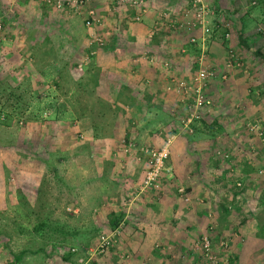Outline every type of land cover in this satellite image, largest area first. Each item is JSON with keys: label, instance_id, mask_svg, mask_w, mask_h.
Instances as JSON below:
<instances>
[{"label": "crops", "instance_id": "0c3cea01", "mask_svg": "<svg viewBox=\"0 0 264 264\" xmlns=\"http://www.w3.org/2000/svg\"><path fill=\"white\" fill-rule=\"evenodd\" d=\"M204 1L210 6L219 5L218 0ZM15 2L29 16L28 20L37 21V25L24 23L25 31L35 26L37 31H30L31 36L27 33L28 37L13 39L9 46L3 42L4 52L12 50L10 56L12 54L11 58L17 61V70L10 69V76L17 81L30 80V92L37 93V104L55 107L59 104V84L64 77L76 84L81 78L87 81L88 76L95 73V95L111 111L102 115L85 111L78 118L67 121L54 116L50 109L47 116L19 119L18 136L8 120L3 122L9 130H5V139L0 141V216L11 218L12 204L17 201L16 189L25 201L31 204L38 201L43 172L54 161L51 164L53 172L57 166L67 187L66 199L73 204L67 208H72L76 213L73 218L80 220L76 226L66 227V233L88 235L89 230L97 228L102 221L106 227L119 230L116 243L107 253L91 256V264L95 262L93 259L98 264H211L204 262L195 240L213 221L215 228L221 227L219 222L225 219L226 213L220 215L217 209L229 210L214 207L215 201H221L218 181L211 173L218 168L210 163V157L218 148H211L210 144L217 135L212 133L215 129L209 132L206 128L215 126L223 134L228 132L227 138L217 133L224 142L235 138L240 131V122L236 124L235 119L242 115L235 112L236 104H241L244 112L248 109L247 115L255 110L250 107L255 97L247 88V78L251 79L255 67L248 68L245 58L243 65L227 68L225 48L229 40L221 41L214 34L208 37L204 61L218 73L225 71V76L222 78L218 74L209 80L206 94L210 102L202 108L200 119L194 123V133L188 132L180 128L186 97L167 86L173 77L187 78L196 71L201 45L190 42L189 35L201 31L198 28L168 31L161 26L160 18L168 9L181 18V10L187 7L188 0H147L148 10L140 21L134 20L133 7H115L113 0H93L91 6L103 16L102 23L93 27H86L82 16L57 11L43 0H0V11ZM226 3L234 2L226 0ZM61 20H67L62 24L65 31L59 29ZM78 31L80 40L74 35ZM91 33L100 35L102 44L94 41ZM243 36L245 44L251 42ZM45 44L54 50L50 55L45 53L47 58L37 51ZM67 47L70 53L62 58L63 67H55V63L59 64L55 52H64ZM87 67L97 70L93 72ZM88 85L91 88L92 82ZM72 91L67 94L70 103L64 101V106L69 108L73 101ZM82 99L87 101L86 96ZM258 104L257 107H261ZM261 114L264 119L262 110ZM106 117L112 124L102 129L97 127V130L94 126L97 120ZM13 131L15 136L9 139ZM169 135H172L166 159L169 169L164 171L160 187L139 192L146 155L140 150H125L123 143L132 140L136 145L158 147ZM19 136L21 141H18ZM24 137L35 139L34 145L30 144L32 148L24 142ZM243 139L247 149L240 167L251 169L253 165L254 175L256 167L264 165V143L258 133L246 134ZM226 144V148H218L220 155L233 153L229 151L231 143ZM47 156L56 158L50 160ZM29 159L37 164L35 169L29 165L32 163ZM228 169L235 170V166ZM225 175L226 172L221 173ZM179 185L187 187L188 199L178 192ZM254 218L253 230L248 226L250 220L242 222V226H247L249 233L253 232L264 241V214L262 220L257 214ZM249 243L250 240L243 242L239 249L234 246L235 261L254 264L250 254L255 245ZM260 243L263 244L260 251L264 253V243ZM33 250L24 247L19 252ZM65 256L63 261L71 264ZM260 262L264 264L262 259Z\"/></svg>", "mask_w": 264, "mask_h": 264}, {"label": "rangeland", "instance_id": "374dc122", "mask_svg": "<svg viewBox=\"0 0 264 264\" xmlns=\"http://www.w3.org/2000/svg\"><path fill=\"white\" fill-rule=\"evenodd\" d=\"M218 2L219 5L215 7L210 6L214 11L211 15L212 18L209 17L208 27L210 28L211 36L214 34L219 40L223 41L222 33L224 29H226V23H229L231 34L225 48V61L230 53L228 49L231 48L234 55L238 58V63L233 68L243 65L242 62L245 58L248 59V68H250V66L255 67V73L253 72L254 74L251 76V79L247 78V88L251 89V93L255 97V103L251 104L250 107L255 110L247 115L246 112H249V110L247 109V111L244 112L242 105L236 104L235 112H237V114L242 113V115H237L238 118L235 119L236 124L240 122V124H238L240 131L237 132L235 138H231L228 142L223 141V138H227L225 134L228 132L223 134L221 130L217 131L218 128H215V126H209L206 128L209 129V132H212V130L215 129V132L212 133L217 135V138L212 135L214 140L212 142L213 144H210L211 148H222L223 146L226 148V143H231L229 145V151H233V153H227L226 156L220 155V153H218L219 149L217 148L216 152L214 151L212 158L210 157V163H213L214 167L218 168L216 171H211V173L213 174L214 179L218 181V195L221 199V201L217 200L214 202V207L226 208L229 211L226 212L222 209H217L220 211V215L223 212L226 213L224 220H220L218 216V221L220 220L219 227L220 225L221 227L215 228V223L213 221V223H211L213 225L210 224L211 227L209 225L208 230L200 234L195 242L204 262L219 264V261H221L222 264H233L235 258H237V256L234 257V246L239 249L238 246L242 245L243 242L250 240L249 244L253 246L255 245V250H253L251 254L249 253L251 255L250 260L254 264H261V259L262 262H264V259L262 258L264 257V253L260 251L259 247L263 246L260 242L264 243V241L260 240L256 235H253V232L249 233L246 230L247 226H242V222L250 220L248 226L253 230L255 214H257V217L261 220L263 218L264 170L261 172L259 170L263 169L264 165L256 167L255 170L253 168V175V165L251 169H246L240 167V164L243 162L245 156L243 155V152L245 148L247 149V145L243 139L244 135H254L257 134L258 131H262L260 137H264V119L261 114V110L264 112V62L261 57L254 54L252 48L247 47L246 44L239 41V35L244 34L246 37L250 38L254 47L258 46L264 49V1L257 0V4H251L250 0H233L234 3L231 5L226 3V0H218ZM0 19L4 23L7 31L4 40L6 41L5 44L7 46L11 44L13 39L16 40L17 37L19 38L21 36L28 37V34L31 36L33 31H37L36 26L34 28L30 26V31L32 32L25 31L26 25L24 23H30L32 25L35 23V25H37V21L35 20L34 22H31L28 20L29 16H26V14L22 12L21 7L16 5V2L15 5L11 7L8 6L4 8V11L3 9L0 11ZM66 21L67 20L62 21L61 26H59V29L62 31L67 30L62 26ZM74 35L80 40L79 31ZM10 51L8 52L7 49L5 50V60L0 64V112H2L0 113V141L5 139V134H7L5 130L8 129L3 122H7L8 120V122L13 125V130L16 131V136H18L20 126L19 119H27L30 115V118H32L34 113L37 112V109L40 107L36 100L37 93L34 90L30 92V80H25L24 78L17 81L18 79H14L10 76V69L14 71L17 70H15L17 61L14 57L11 58L12 54L10 56ZM37 51L41 52L43 58H47L45 53L50 55L54 52V50L52 51L48 47V44H45L43 47L40 46ZM55 53L56 54L54 55L59 58L58 65L62 66V58H65L67 54L70 53L69 47H67L64 52L57 50ZM251 80L254 81V83H252ZM60 85L61 87L58 90L59 104L55 107L57 113L56 116L59 117V119H67V121L74 117L78 118L79 111H82L79 107H72L71 104L70 108L64 106V101L69 102L67 94L69 90L73 89L74 84L70 78L66 76L61 80ZM14 86L18 95L11 98L6 88H13ZM86 98L88 101L91 100L87 95ZM257 104L261 105V107H257ZM25 109H28L27 113L25 112ZM94 110H97V106H95ZM237 119H240V121ZM249 122H257V132L250 130ZM15 131H13L12 135H8L9 139L14 138ZM197 132L198 130L195 133ZM192 133H194V131ZM217 133H220L219 136H222L223 138H218ZM18 141H21L20 136ZM263 141L264 140H262V142ZM24 142H27L28 146L32 148L35 139L24 137ZM212 150L213 149H211V151ZM28 157L36 156L28 155ZM47 157L50 160L56 158L55 156ZM262 158H264V151ZM29 161L32 162L29 163V165L35 169V167H37L35 161L31 159H29ZM206 161L210 160L206 158ZM53 162L54 161H51V163L45 167L43 172L42 180L40 182L41 184L39 185L38 201H34L33 204L25 201L20 195V190L16 189L14 192L17 194V201L12 204L11 218L7 219L4 216H0V264H13L14 254L24 247L34 250L31 252L25 251L24 254H22L23 256L20 264H49L50 262L51 264H69L68 262L63 261L65 260L63 256L69 252L67 250L69 246H77L78 248L75 253H69L68 255L71 264H91L92 258L89 252V247L96 241L100 232H108L111 230V228L104 225L105 221H102L97 228L90 229L88 235L80 236L76 234L71 236L66 233V227L76 226L77 222H80V220L77 217V219L73 218V216H76L74 215L76 213L71 210L72 208H67V206L73 207V204L66 199V193L68 192L67 187L63 184L62 178L57 172V166L54 168L55 172H53V168L51 167ZM231 165L235 166V170L228 169ZM222 172H226V175L221 176ZM14 178H16V176ZM208 178H210V182L213 181L212 177ZM238 181H240V184H237ZM14 182L16 181H13V183ZM228 213L230 214L228 215ZM215 229L216 231L214 232ZM205 233H209L211 236L212 250L215 254L216 261L208 260L202 252L200 246L201 237ZM225 242L228 244L227 246H224ZM226 256L227 261L224 259ZM93 260L95 262H92V264H98L95 259ZM240 262L241 261H235L234 264H242V262Z\"/></svg>", "mask_w": 264, "mask_h": 264}, {"label": "built area", "instance_id": "2783aa9c", "mask_svg": "<svg viewBox=\"0 0 264 264\" xmlns=\"http://www.w3.org/2000/svg\"><path fill=\"white\" fill-rule=\"evenodd\" d=\"M92 1L93 0H43L45 4L51 6L57 11L82 16L84 25L86 27H93L94 25L100 24L103 21V16L100 15L91 6L90 3ZM113 1L115 2V7H133L135 9V21H140L144 13L148 10L147 0ZM251 4H255V1H251ZM181 13L182 17L180 18L174 10L171 11L170 9H168L161 13L160 18H162L161 26L168 31L174 29L194 31L197 28L201 31L200 34L191 33L189 35L190 42H199V44L201 45V53L198 58V66L196 71L187 78L173 77L167 86L168 88H171L176 92L185 95L186 104L184 107V113L180 117V128L188 132H192L194 129V123L201 117L202 108H204L210 102V98L206 94V88L209 80L217 77L218 74H220V77L223 78L225 76V71L218 73L215 67L206 64L204 61L206 48L205 42L207 38L211 36L210 28L208 27L209 17H211V15L214 13L210 5L207 4L204 0H189L187 7L184 10H181ZM154 31L155 30L150 31L149 35L151 36ZM6 34V28L2 20L0 19V64L5 60L3 42L6 38ZM222 34L223 39H229L231 34L229 23H226V29H224ZM90 35L93 37L94 41H96L98 44H102L103 39L100 35H98L97 33H91ZM228 50L230 53L225 61V66L227 68H231L237 65L238 58L234 55L231 48H229ZM48 113V110L43 111V116H47ZM248 124L250 130H252L253 132H257V122H249ZM257 133L260 135L262 134V131H258ZM171 138L172 135L166 137L163 143L158 147L136 145V143L132 140L125 141L123 143L122 146L125 150H140L146 155L145 168L140 181L138 190L139 192L147 188L156 189L160 187L164 171L169 169L166 164V159L168 158L170 152V144L172 141ZM262 140H264V137H262ZM223 155L226 156L227 154ZM263 170L264 167L259 171L261 172ZM237 184H240V181H238ZM178 191L185 199H188L189 194L187 193L186 187L184 185H179ZM118 233V228H112L108 232H100L96 241L92 246L89 247L90 255L97 256L106 253L116 243ZM227 245L228 244L225 242L224 246ZM200 246L202 252L208 260L216 261L215 254L212 250L211 236L209 233H205L202 235ZM77 249V246H69L67 248V250L72 253H75ZM224 259L227 261V256ZM219 264H222L221 261H219Z\"/></svg>", "mask_w": 264, "mask_h": 264}, {"label": "trees", "instance_id": "16d2710c", "mask_svg": "<svg viewBox=\"0 0 264 264\" xmlns=\"http://www.w3.org/2000/svg\"><path fill=\"white\" fill-rule=\"evenodd\" d=\"M250 1H255V4H257V0H250ZM241 33H242V31H241ZM223 41L227 42L228 39H223ZM239 41L244 43L243 41H245V39H244L243 35H239ZM246 46L249 47V48H252L254 54L256 56H258V57H261L262 61L264 62V49H262L261 47H258V46L254 47L252 42L247 43ZM54 66L58 67L59 65L58 64H54ZM60 67H63V66H60ZM87 68H88V70L91 69L93 72L95 70H97V69H93V68H89V67H87ZM96 78H97L96 74L95 73H91L88 76V80L87 81H85L83 78H81V79H79V81L76 82V84H74V87L72 89L73 91H72V94H71V99H73L71 106L72 107H77V108L79 107V109L82 110L81 112L79 111V115L84 114L85 111H89L90 113L99 112V113H101V115L102 114H110L111 108L104 101H102L98 96L95 95L94 86H95L96 81H97ZM89 82H92V87L91 88L88 85ZM60 87H61V85L59 84V88ZM6 90L9 92L8 94L10 95L11 98L13 96L18 95L17 94L18 92H16L15 86L13 88L8 87V88H6ZM86 95L89 96L91 98V100L88 101V99H87V101H83L82 98H84V96H86ZM88 104H90V106ZM38 106H40V107L37 109V112L34 113V116L32 118H39L41 115H43V111L50 110V109L53 110L52 113H53L54 116L57 115L56 110H55L56 106L52 107V104H49V105L48 104H46V105L43 104V105H38ZM95 106H97V110H94ZM0 113H2V112H0ZM30 116H29V118H30ZM111 124H112V122L109 121L107 119V117H106V118L99 119V121L97 120V123H95L94 126H96V129L98 130V128L102 129L104 127L110 126ZM23 253H24V251L14 254V262H13V264H20L21 257H22ZM68 255H69V252H68ZM65 257H68V256H65Z\"/></svg>", "mask_w": 264, "mask_h": 264}]
</instances>
